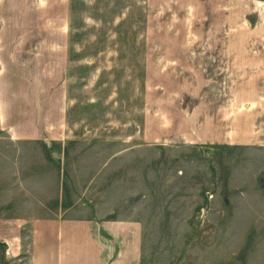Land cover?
I'll list each match as a JSON object with an SVG mask.
<instances>
[{
	"label": "rangeland",
	"instance_id": "obj_1",
	"mask_svg": "<svg viewBox=\"0 0 264 264\" xmlns=\"http://www.w3.org/2000/svg\"><path fill=\"white\" fill-rule=\"evenodd\" d=\"M22 71L39 127L0 112V264H39L63 217L103 264L132 237L131 264H264V0H0V85Z\"/></svg>",
	"mask_w": 264,
	"mask_h": 264
},
{
	"label": "crops",
	"instance_id": "obj_2",
	"mask_svg": "<svg viewBox=\"0 0 264 264\" xmlns=\"http://www.w3.org/2000/svg\"><path fill=\"white\" fill-rule=\"evenodd\" d=\"M22 72H18L19 80L22 82L20 88L13 89V83H7L6 78L3 85H0V112L4 127L10 129L16 137L26 139L36 134L39 122L34 121L36 113L28 116L24 110L25 105L28 108L32 106V100L27 97L23 82L36 80V77L31 73ZM41 112L39 111V116ZM28 128L33 130L32 135L26 132ZM109 225L111 224L107 226ZM58 226L60 233L56 230ZM121 229V226H117L115 230L120 233ZM19 237L20 234L16 236L14 234L8 237L10 239L4 240V243L7 245L6 242H8L11 248L15 245L14 249H17ZM31 242L32 250L36 244L39 264H103V246L97 239L93 221L89 218L63 217L58 221L55 219L53 222H48L46 231L38 233ZM38 242H40L39 247ZM124 244H126V250H123L121 258L113 264H131L138 258L140 247L137 237L131 238V245H128L126 240Z\"/></svg>",
	"mask_w": 264,
	"mask_h": 264
},
{
	"label": "built area",
	"instance_id": "obj_3",
	"mask_svg": "<svg viewBox=\"0 0 264 264\" xmlns=\"http://www.w3.org/2000/svg\"><path fill=\"white\" fill-rule=\"evenodd\" d=\"M7 246H10V244H9V243H7ZM8 250H10V247H9V249H7V251H8Z\"/></svg>",
	"mask_w": 264,
	"mask_h": 264
}]
</instances>
